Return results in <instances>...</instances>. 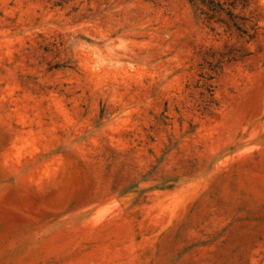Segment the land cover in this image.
I'll use <instances>...</instances> for the list:
<instances>
[{
  "label": "rangeland",
  "instance_id": "374dc122",
  "mask_svg": "<svg viewBox=\"0 0 264 264\" xmlns=\"http://www.w3.org/2000/svg\"><path fill=\"white\" fill-rule=\"evenodd\" d=\"M0 0V264H264V0Z\"/></svg>",
  "mask_w": 264,
  "mask_h": 264
},
{
  "label": "trees",
  "instance_id": "16d2710c",
  "mask_svg": "<svg viewBox=\"0 0 264 264\" xmlns=\"http://www.w3.org/2000/svg\"><path fill=\"white\" fill-rule=\"evenodd\" d=\"M195 14L205 21L222 22L244 32L243 25L247 18L236 12L248 5V0H186Z\"/></svg>",
  "mask_w": 264,
  "mask_h": 264
}]
</instances>
